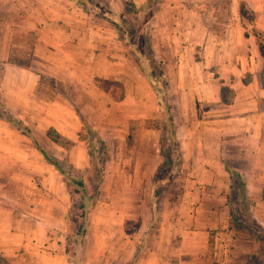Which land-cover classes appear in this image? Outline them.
<instances>
[{"label":"crops","instance_id":"crops-1","mask_svg":"<svg viewBox=\"0 0 264 264\" xmlns=\"http://www.w3.org/2000/svg\"><path fill=\"white\" fill-rule=\"evenodd\" d=\"M132 3L155 5L151 22L161 26L173 123L194 188L184 194L174 226L162 223L148 230L147 245L134 263L247 264L263 244L233 237L226 164L247 183L251 203H245L244 218L254 222L253 229L264 230V0ZM45 79L51 82L52 99L40 95ZM0 103L30 130L53 127L71 143L79 140L84 120L100 133L125 134L129 123L164 115L118 26L73 0H0ZM9 126L0 121V185L55 183L56 167L46 161L32 131L29 136ZM153 132L146 129L138 136L153 138ZM46 133L36 141L60 159L59 146ZM155 138L159 135L148 141L152 147ZM77 146L70 157L83 167L86 161L74 160ZM20 200L18 193H0V264H26ZM169 229L174 238L166 237ZM32 238L30 232L26 250L40 264Z\"/></svg>","mask_w":264,"mask_h":264},{"label":"rangeland","instance_id":"rangeland-1","mask_svg":"<svg viewBox=\"0 0 264 264\" xmlns=\"http://www.w3.org/2000/svg\"><path fill=\"white\" fill-rule=\"evenodd\" d=\"M123 6L124 0H94L93 8H98L102 13L111 10L121 13ZM155 9V5H134L129 8L127 14L117 18L118 32L132 53H135L138 64L152 86L157 84L162 87V96L168 97L169 87L164 83V80L168 83L167 65L159 41L161 26L152 25L151 22ZM155 28L158 32H155ZM159 75L163 76L162 79H158ZM45 85L46 91L40 95L45 99H52L54 93L50 88L51 82L45 79ZM5 108L0 103V121H6L10 123V128L20 130L2 117L5 116ZM44 126L39 128L34 125L31 128L38 142L48 130ZM125 128L126 132L123 134L109 129L103 133L95 129L88 131L87 127L81 131L76 143L72 142L67 147L55 143L59 146L56 148L62 156L58 159L69 174H62L53 167L56 171L55 183L51 180L49 184L39 182L33 186L0 185V193H18L21 197V208L25 211L23 228L26 237L22 242L23 250L26 251V264L37 262L33 260L35 257L30 255V251L26 250L31 243L30 232L33 236L32 244L39 247L41 252L43 260L40 264H135L137 253H141L147 245L148 230L151 231L162 223L168 228L174 226L178 210L185 205L184 194L194 190L188 181L191 179V169L183 165L176 122L168 128L162 116L145 122L137 120ZM146 129L155 130L154 136L159 135L158 140L154 139L155 147L150 146L148 142L154 136H138ZM99 133L103 134L101 137L109 149V156L101 167L100 181V167L98 164L93 165L90 155L91 140L96 144L95 149L100 152L98 156L104 150V146L97 140ZM84 136H89V139H84ZM76 144L78 146L73 152L76 156L74 160L78 163L80 159L86 161L83 167L78 166L70 157V149ZM149 150H153V153H149ZM164 163L165 168L158 175V169ZM156 177L161 179L159 187L155 186ZM71 178L83 180L87 191L96 195V202L88 211V226L84 235L80 234V225L83 222L81 195ZM156 193L159 194L156 196ZM230 196L233 207L230 230L233 231V237L239 242L243 239L249 242L258 239L264 244V230L257 227L258 230L253 229L250 226L254 225V222L244 218L246 201L240 197L238 191H230ZM8 205L13 208L11 202H8ZM32 218L35 222L33 224L30 222ZM37 224L45 230H38ZM169 231L166 232V237L174 238L175 231ZM210 244L209 249L213 253V242Z\"/></svg>","mask_w":264,"mask_h":264},{"label":"trees","instance_id":"trees-1","mask_svg":"<svg viewBox=\"0 0 264 264\" xmlns=\"http://www.w3.org/2000/svg\"><path fill=\"white\" fill-rule=\"evenodd\" d=\"M73 1L76 2L77 4H80L85 11L98 12L99 14L102 13L98 10V8H96V9L93 8L94 0H73ZM133 6H134V4L132 3V0H126L121 13H117V12H114L111 10L110 12L102 13L101 15L110 19L112 22L115 23L116 26H119V23H118L119 21H117V18L120 17L121 15L127 14L129 12V8H131ZM261 50H262V54L264 55V44L263 43L261 44ZM161 76L162 75H159L158 79H162ZM261 80H262V84L264 85V74L262 75ZM164 83H166V85H168L166 80H164ZM154 89H155L157 97H158L160 108L164 112L163 116H164V121L166 122V126L168 128L170 126H174L173 115H172V111H171L172 105H171L168 97L162 96L163 95L162 93L164 92V90L159 85L154 84ZM3 114L5 115V116H2L4 119L12 122L21 131L25 132L29 136H32L30 128L27 125H25L22 120H20L15 115H13L9 110H7L5 108L3 111ZM87 127H88V129H87ZM83 129L84 130L87 129L88 131H89V129H90V131L92 130L90 124L88 122H86L85 120L83 121ZM46 134L52 141H54L55 143L62 145L64 147L69 146L71 143L70 140H68L65 136H63L61 133H59L53 127L49 128L47 130ZM85 138L89 139V136H84V139ZM97 140L99 143H101L104 146V150L102 151V154L98 156L97 154L100 152H98V149H95L96 144H95V142H93L91 140V142H90V149H91L90 155H91L93 165L95 166V164H98V166L100 167L99 168V178H98L100 181L101 175H102L101 167H103L105 159L109 156V149H108L106 141L104 139H102L101 136H98ZM34 142H35L36 146L40 149L42 154L44 155L46 161L53 164L58 170H60V172L62 174L69 175L68 172H66V170L62 167L60 161L57 158L52 156L46 149H44L42 146H40V144L36 140H34ZM226 167L228 168V170L231 173V178H232L231 191H233V190L236 192L238 191L240 194V197L242 199H244L246 201V203L249 205L251 202H250L248 195H247V183L245 181L243 174L239 170L233 168L229 164H226ZM164 168H165V163L159 167L158 175L161 174V172L164 170ZM71 179L73 181L72 183L78 189V192L81 195L80 209L82 210L81 217L83 219V222L80 225V234L84 235L86 228L88 226V211L95 204L96 195H94V193H89L87 191V188L85 187L83 180H75L74 178H71ZM160 183H161L160 177H158V178L156 177L155 186L159 187ZM96 191H98V190H96ZM157 194H159V193H156V196H157ZM229 205H230V211H231V215H232L233 214V207L231 206L232 205L231 204V196L229 197ZM237 218H238V216H236V219ZM247 218L250 219L249 217H247ZM262 249L263 250L261 251V253L259 255H256V254L251 255V257L247 261V264H264V246L262 247Z\"/></svg>","mask_w":264,"mask_h":264}]
</instances>
